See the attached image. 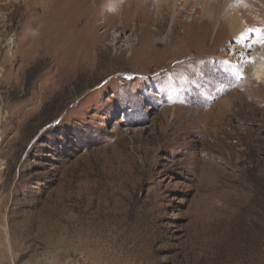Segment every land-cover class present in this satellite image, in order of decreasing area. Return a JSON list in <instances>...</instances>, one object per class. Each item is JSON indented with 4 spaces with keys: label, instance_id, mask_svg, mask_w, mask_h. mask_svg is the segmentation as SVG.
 I'll return each mask as SVG.
<instances>
[{
    "label": "rangeland",
    "instance_id": "374dc122",
    "mask_svg": "<svg viewBox=\"0 0 264 264\" xmlns=\"http://www.w3.org/2000/svg\"><path fill=\"white\" fill-rule=\"evenodd\" d=\"M158 1L0 0V264H264V5Z\"/></svg>",
    "mask_w": 264,
    "mask_h": 264
},
{
    "label": "bare ground",
    "instance_id": "6f19581e",
    "mask_svg": "<svg viewBox=\"0 0 264 264\" xmlns=\"http://www.w3.org/2000/svg\"><path fill=\"white\" fill-rule=\"evenodd\" d=\"M181 1L184 4L183 8L187 7L190 4L188 0H181ZM148 2H149V0H148ZM177 2H178V0H173V3H174L173 7L177 6ZM194 2H195V5L199 6L198 8H195L194 13H199V15H200L199 16V25L200 26H205V25L207 26L208 23H211V24L213 23L214 26L211 30V33H212V36L214 38V36H216L218 34V32L221 30L220 29L221 26L223 24H227L228 26L226 28L228 29V32L233 39H236V38L238 39V36L241 35L242 32H244V37L248 38L247 37L248 32L244 31V29H243V23H242V18L240 17L241 16L240 12H242V10L245 9L247 6L260 5V3H262L264 5L263 0H244L243 3H237V2H235V0H194ZM167 4H168L167 2L161 3V0L157 2L158 7H162V8H164L163 6H166ZM159 5H161V6H159ZM193 7H194V5H193ZM165 8H167V7H165ZM178 13H180V12H178ZM156 17H157V15H156ZM243 20H244V18H243ZM192 21H194V20H192ZM194 26L195 25L193 24L191 26L190 30H186V32L187 33H194V28H195ZM125 29H126V25H123V26H120V28H117V27L114 28L113 31L118 32V31L125 30ZM104 32H106V31H104ZM155 32H156V30H155ZM203 32L207 34V33H209V29L205 28V30L203 29ZM103 35H104V33H103ZM246 40H248V39H246ZM246 46L249 47V44H247ZM246 50L252 51V53L250 55H246V53H245ZM257 51L258 50H256V48H254V49L253 48L252 49L247 48L246 49L243 46L239 47V46L233 45V49H232L231 54H230L231 57L242 58L245 55L248 56V57L245 56V58H243V61H240L239 63H238V61H235V60H234L235 63L234 62L232 63L234 66H237L239 64L242 67L244 66L243 69H241V71L239 72V74H240L239 78L240 79L251 78L257 82H261L264 80V45L261 47V51H259V52H257ZM229 103H230L229 100L220 103L218 113L225 111L224 109L228 108Z\"/></svg>",
    "mask_w": 264,
    "mask_h": 264
},
{
    "label": "snow or ice",
    "instance_id": "6c2138e0",
    "mask_svg": "<svg viewBox=\"0 0 264 264\" xmlns=\"http://www.w3.org/2000/svg\"><path fill=\"white\" fill-rule=\"evenodd\" d=\"M237 3H243L244 0H235ZM250 32H257V33H264V29H255V30H248ZM258 42L264 44V38H261Z\"/></svg>",
    "mask_w": 264,
    "mask_h": 264
},
{
    "label": "built area",
    "instance_id": "2783aa9c",
    "mask_svg": "<svg viewBox=\"0 0 264 264\" xmlns=\"http://www.w3.org/2000/svg\"><path fill=\"white\" fill-rule=\"evenodd\" d=\"M0 71H1V66H0Z\"/></svg>",
    "mask_w": 264,
    "mask_h": 264
}]
</instances>
